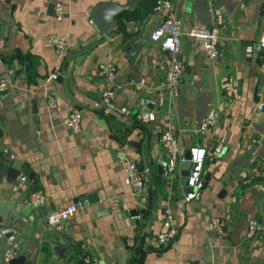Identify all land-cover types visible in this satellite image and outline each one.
I'll list each match as a JSON object with an SVG mask.
<instances>
[{"label": "crops", "instance_id": "obj_1", "mask_svg": "<svg viewBox=\"0 0 264 264\" xmlns=\"http://www.w3.org/2000/svg\"><path fill=\"white\" fill-rule=\"evenodd\" d=\"M98 1L0 0V77L12 82L0 91V229L16 230L21 264H83L85 253L97 264H264V235L246 237L250 217L264 224V107L256 108L264 101V49L255 46L264 34V0H174L184 28L211 25L218 11L224 16L215 58L182 36L185 68L174 98L163 85L168 51L150 38L161 15L141 10L140 17L122 18L125 30L99 35L90 16ZM56 2L65 11L61 19ZM51 33L67 35L65 50L53 48ZM126 41L130 49L141 43L133 58L121 49ZM107 61L114 72L91 74ZM56 66L60 75L46 81ZM109 88L114 95L105 103L101 93ZM47 94L55 97L54 107ZM216 102H226L227 110L197 131ZM72 107L81 112L78 131L63 123ZM148 111L155 117L141 118ZM167 126L184 152L193 145L207 150L200 196L190 201L183 198V162L173 173L165 169L159 133ZM124 157L143 169L139 195L124 181ZM9 165L27 177L17 189L18 175L6 179ZM39 189L46 203L34 207L29 195ZM70 203L77 208L63 230L46 225L50 209ZM165 208L177 234L158 248ZM214 215L224 219V235L208 227ZM4 238L0 234V264H10L2 258Z\"/></svg>", "mask_w": 264, "mask_h": 264}, {"label": "built area", "instance_id": "obj_2", "mask_svg": "<svg viewBox=\"0 0 264 264\" xmlns=\"http://www.w3.org/2000/svg\"><path fill=\"white\" fill-rule=\"evenodd\" d=\"M55 18L61 19L65 11L60 2L54 4ZM153 11L161 15L157 24L150 31V38L159 41L163 49L168 51V64L165 71L163 85L167 90L169 97L174 98L179 92V82L184 71V62L181 59V43L182 36L186 35L202 46V51L205 57L212 59L218 55V45L220 43V29L224 24V16L218 11L215 14L211 25H191L184 28L182 20L177 16L174 0H156L153 6ZM66 34H49V41L57 52H62L66 49ZM257 49H264V34L257 41ZM1 61V58H0ZM116 69L113 62H100L92 68L91 74L103 77L111 74ZM60 75V68L56 66L54 70L46 77V81L54 80ZM232 79V76L229 77ZM12 84L8 75L0 77V91L8 88ZM114 95L113 89H105L101 93V100L105 103H110ZM46 101L49 106L56 105L55 97L52 94H47ZM264 101L260 100L256 103L257 109H263ZM227 110L226 102H216L209 106L206 114L201 119L196 130L205 131L214 125L222 117ZM122 113H129L127 107H120ZM155 114L153 111L143 112L141 118L153 119ZM63 123L68 125L73 131H78L81 125V112L77 107H72L63 118ZM2 132L0 129V141ZM160 142L166 151L167 163L166 172H175L176 166L182 163L184 158V149L176 131L167 126L159 133ZM222 148V142L219 141L213 149V155L217 156ZM190 151V167L185 178L186 191L183 194L185 201L198 198L203 186V163L206 156V148L201 145H193L189 148ZM9 157L12 153L8 149H4ZM124 170V181L130 187L133 195H139L144 185L143 169L139 163L130 157L122 159ZM27 180L26 175L19 174L13 182V189L19 188ZM47 194L42 190H34L29 195V203L34 207L42 206L46 203ZM76 204L70 203L64 206L50 209L45 214V223L47 226L54 227L57 230H63L65 221L76 211ZM208 227L214 229L221 235L226 233L225 221L219 215H214L210 218ZM0 234L5 235L2 258L5 262H9L16 257L20 249V239L13 227L5 226L0 229ZM177 230L173 223V215L169 208H165L162 219V229L156 235V246L158 248L173 241L176 237ZM264 235V224L255 217H250L247 221L246 237H262ZM84 264H97V258L85 253L82 257ZM28 264V263H23Z\"/></svg>", "mask_w": 264, "mask_h": 264}, {"label": "water", "instance_id": "obj_3", "mask_svg": "<svg viewBox=\"0 0 264 264\" xmlns=\"http://www.w3.org/2000/svg\"><path fill=\"white\" fill-rule=\"evenodd\" d=\"M139 0H101L95 3V5L91 9V19L92 22L96 25L98 29L99 35L109 36L111 35L116 28L117 18L116 15L123 11H131L136 8ZM130 42L126 41L123 43L121 49L127 51L128 55L133 58L138 51L140 50L141 43L137 42L131 49L129 48ZM257 47V43H255ZM184 158L182 166L184 167V173L187 175L188 169L190 167V151L189 149L185 150ZM19 170L12 165L6 167V179L12 182L16 176L18 175ZM95 193H91L89 195H85L86 197L91 199V195ZM79 199H83L81 196ZM97 196H95V201L97 200ZM10 264H21L22 257L16 256L9 261Z\"/></svg>", "mask_w": 264, "mask_h": 264}, {"label": "trees", "instance_id": "obj_4", "mask_svg": "<svg viewBox=\"0 0 264 264\" xmlns=\"http://www.w3.org/2000/svg\"><path fill=\"white\" fill-rule=\"evenodd\" d=\"M155 1L156 0H140L139 4L136 6L135 9H133L131 11H123V13H121L119 18H118V23L116 25L115 30L116 31L125 30V26H124V22H123L122 18L127 19V17H131L133 15L140 17L141 13L139 11H141V10L150 11L153 8Z\"/></svg>", "mask_w": 264, "mask_h": 264}]
</instances>
